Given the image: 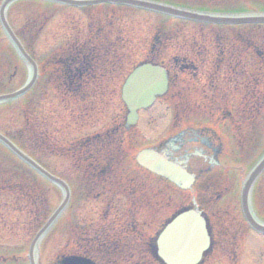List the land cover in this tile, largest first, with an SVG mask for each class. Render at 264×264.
<instances>
[{"label":"rangeland","instance_id":"374dc122","mask_svg":"<svg viewBox=\"0 0 264 264\" xmlns=\"http://www.w3.org/2000/svg\"><path fill=\"white\" fill-rule=\"evenodd\" d=\"M186 3L187 5H200L201 2L205 0H175ZM165 2V1H164ZM216 5H215V4ZM209 5L219 9L218 12H230L231 9H234L236 12L240 11H253V8H257L255 3L251 0H218V2L212 1ZM35 5H30L26 3L22 4H13L12 8L8 12L9 23L12 25L13 29L16 30L19 34H27V30L30 29L28 21L32 16V10L37 9ZM255 8V9H256ZM90 13L94 10L88 9ZM51 13L54 14L53 18L49 21V24L46 28L43 29L41 34L34 39V44L32 45V53L34 57L44 56L50 49L55 45L64 43L65 36L69 30L75 27L77 21H74L78 18L80 20L86 21V12L80 11L75 7H57L52 10ZM119 15L122 17L124 29L129 33V38L131 39V51L129 55V63L134 65V63L144 61L146 45L149 42V38L155 29V26L160 22V18L156 13L153 12H144L143 10L136 9H127L121 8ZM68 17L69 24L66 25L64 22ZM102 19H105L103 17ZM82 26V25H81ZM201 27L185 23L182 24L181 29L178 32V36H190V33L196 32ZM264 30V29H263ZM217 31V30H216ZM255 40L258 43L263 42L259 36H255ZM136 40V41H135ZM134 42V43H133ZM10 44L0 30V71L4 74L0 76V84H4L7 79V82L11 85L12 88H17L21 85L22 82L27 77V67L23 63H18L15 54L11 51ZM213 57L212 56V60ZM211 60V62H212ZM210 62V60H208ZM250 64H253L249 61ZM128 64L125 66L129 67ZM198 66L196 71H193V74H196V77L202 82L204 80L205 74L209 67L202 64H196ZM0 72V73H1ZM177 75L178 80L187 79V75H181V73H174ZM198 74V75H197ZM123 76H118L114 81L113 87L109 82L104 86L103 96L101 98L105 101L104 103V112L97 115L96 118L92 120L83 119L79 117L76 120V123L72 125H62L63 121L59 119L52 120L51 118L42 117L40 122L43 124L47 121H50L51 125L53 124L56 127L55 130L59 132L62 138L74 139L82 135L87 134L88 132H95L100 130H105L107 127L113 126L121 119V116L125 113L126 108H124L123 103L119 98V84ZM197 79V80H198ZM119 81V82H118ZM186 88V96L180 98L177 104L174 106L175 102L169 103L167 97L157 98L153 105L146 110H142L138 113V121L133 126L130 131V136L132 137V143L134 147H142L148 145L158 146L162 140L167 137L168 130L173 127V124H182L186 118L182 115L188 117V119L196 120L198 123L206 121L207 115L214 119V113H207V109H201L196 107L192 109L189 113L185 112L186 102L190 99L193 102L197 101L199 91L192 94V89L199 90L198 86L194 84L193 87L189 88L188 84L183 85ZM112 87V88H111ZM108 89V90H107ZM190 89V91H189ZM42 90V91H41ZM48 86L38 87L36 89V98L34 102L37 103V100L41 97L43 92L48 94ZM184 93V92H183ZM184 93V94H185ZM31 100H29L30 102ZM106 103V104H105ZM5 104V103H4ZM28 105H24L20 99H17L16 102L9 105H0V131L5 133L10 129L16 128L20 123L22 112L21 110H28ZM199 106V104H197ZM185 107V108H184ZM45 109V107H44ZM59 110V107L57 108ZM57 109L55 111H57ZM48 112L51 110V107L47 109ZM190 110V109H189ZM188 110V111H189ZM88 111V110H87ZM85 111V112H87ZM186 114H183V113ZM211 112V111H210ZM261 118H263L261 116ZM179 120V121H177ZM257 123L252 128L249 127V131L255 135L256 142L252 144V158H248V162L245 163L246 167L243 172L234 180V189H230L228 194L221 197L220 203H214V200L211 196L209 203L207 200V193L203 195L178 191L175 188H171L169 192L168 205L165 208H161V211H157L149 215L146 220V226H143V230L140 234L150 236L157 226L160 225L159 222L164 221V219L170 216V213L174 211L181 204L189 202L190 198H196V203L199 209H203L207 216L209 217V222L214 224L216 228L215 236H218L221 231V228H225L224 231L227 233L233 231L229 237H221L216 239L222 243L223 241L228 244V249H231L232 245H235V250L237 253L236 263L234 264H264V236H259L255 232L247 229L245 222L242 220L241 210L239 208V180L247 172L248 167L255 161L254 159L258 154L264 151V121L256 119ZM258 124H261L262 131L258 128ZM52 131V129L50 130ZM80 135V136H79ZM231 137L226 140L222 138L219 140L220 145L227 152V156L233 157L234 152H231L227 147L228 143L230 144ZM226 156V157H227ZM223 158V161L225 158ZM238 158V157H237ZM53 167L60 172V170H69L71 164L68 160L63 158H53L51 159ZM232 161V159H231ZM10 165L7 155L4 153V150L0 148V171L3 176H6L8 173V166ZM236 166V164H234ZM240 165V163H239ZM17 168V166H16ZM11 170V165H10ZM20 171V169H17ZM6 172V173H5ZM238 180V181H237ZM264 172L261 174L260 179L256 187L254 188V197L253 204L254 208L257 210L258 217L261 216L264 219ZM238 186V187H237ZM260 188V190H259ZM46 199L48 200L50 207H54L60 201L61 192L56 187H45ZM219 195V193L217 192ZM216 196V194H215ZM214 196V197H215ZM105 203L103 200H91V201H74L72 206L63 214V217L60 219L52 230L46 235L43 241L40 243L38 248V260L39 264H50L55 251L57 248L63 244L64 237L68 231L69 234L76 229L79 231L78 234L85 236L86 232L82 231L80 225H86L91 227L93 221L97 218H102V214L105 211ZM144 218V214H142ZM27 206L24 202L17 200L13 195L8 193L0 196V255L6 256L15 253V249L20 246H23L26 243H29L30 238L32 237V232L29 230L30 225L28 221ZM260 218V217H259ZM93 220V221H92ZM71 225V228H68ZM221 225V227H220ZM68 226V227H67ZM68 228V229H67ZM76 228V229H75ZM87 229V228H86ZM140 234L134 235L135 243L130 248L129 245L125 246L123 250H127L130 253L127 255L130 258L127 262L123 264H130V262L136 261L134 264H161L154 254L146 251L145 245L143 244V239L140 237ZM233 242V243H232ZM227 250V249H226ZM220 251L213 248L212 253L205 254L199 264H229L227 260V251ZM125 251L123 252L125 256ZM104 262V260L102 261ZM2 264V263H0ZM7 264V263H6ZM133 264V263H131Z\"/></svg>","mask_w":264,"mask_h":264},{"label":"water","instance_id":"95a60500","mask_svg":"<svg viewBox=\"0 0 264 264\" xmlns=\"http://www.w3.org/2000/svg\"><path fill=\"white\" fill-rule=\"evenodd\" d=\"M12 0H6L3 4ZM52 1V0H51ZM57 2H66V3H76L73 0H54ZM120 2H124L127 4H132L135 6H144L147 8H155L159 11H165L168 13H172L178 16H185L188 18H194L199 20L206 21H214V22H226V23H244V22H264V15L260 16H240V17H213L206 15H196L193 13H185L183 11L179 12L174 9H166L164 7L156 6L153 4H146L143 1L138 0H118ZM2 25H5V22L1 15ZM8 33L9 29L7 25H5ZM10 37L14 41V37L10 34ZM26 89V88H24ZM22 90H19L13 94L17 96ZM165 90V76L161 69L157 67H149L144 65L134 72L132 77L127 81L124 86L123 98L127 103V107H129V113L127 114V120L125 125L134 122L135 110L139 106L145 105L146 103L153 100L155 93H161ZM12 95V96H13ZM0 98H2L0 96ZM0 139L7 143L1 136ZM15 153L19 155V157L23 158L26 162L31 164L35 169L42 172L44 176H46L49 180L57 181L54 177L48 175L45 171L39 170L38 167L31 161H29L21 152H18L14 149L11 144H7ZM136 161L138 164L146 167L148 170H152L156 174H160L165 176L168 179L173 180L177 184H182L184 186H189L192 177L189 174H186L180 167L177 165L167 161L163 156L155 153L152 149L142 150L136 155ZM264 166V156L260 159L257 165L252 169V172L248 175V179L246 184L243 187L242 198L243 200V208L245 210V193L248 188L250 182L258 175L260 169ZM61 208V207H60ZM58 211H56L53 216L49 218V221L40 229V231L34 237L35 240L44 233L46 227L53 221L54 216ZM248 219V218H247ZM249 222L253 221L248 219ZM255 226V225H254ZM32 243V245L34 244ZM158 244V254H160L161 258L169 264H195L199 259L202 250L207 246V235L204 228V222L202 218H200L199 213L194 210L181 212L180 215L175 217L169 225L162 231L161 235L157 240ZM31 245V246H32ZM31 250V248H30ZM29 250V251H30ZM31 253V251H30ZM31 261V258L29 257ZM31 264L32 261H31ZM77 264H91L90 262H83L77 260Z\"/></svg>","mask_w":264,"mask_h":264},{"label":"flooded vegetation","instance_id":"af4514ba","mask_svg":"<svg viewBox=\"0 0 264 264\" xmlns=\"http://www.w3.org/2000/svg\"><path fill=\"white\" fill-rule=\"evenodd\" d=\"M188 132H185L184 135L182 136V138H177L176 140H174L176 142V146H172L171 148H169V154L172 156V158H174L175 160L178 159H182L183 157L186 156L185 154V150L180 149L183 144V142L185 141V137L186 134ZM208 135H206V133L201 130V131H197L196 133L191 135V139L194 142L199 141L202 144H205L206 146H211L212 143L211 141L208 139ZM215 162V161H214Z\"/></svg>","mask_w":264,"mask_h":264},{"label":"bare ground","instance_id":"6f19581e","mask_svg":"<svg viewBox=\"0 0 264 264\" xmlns=\"http://www.w3.org/2000/svg\"><path fill=\"white\" fill-rule=\"evenodd\" d=\"M249 196H250V194H249ZM254 216V218L256 219V217H255V215H253ZM258 220V219H257ZM34 252H33V254H34V258H36V256H37V252H38V250H37V247H35V249L33 250Z\"/></svg>","mask_w":264,"mask_h":264},{"label":"trees","instance_id":"16d2710c","mask_svg":"<svg viewBox=\"0 0 264 264\" xmlns=\"http://www.w3.org/2000/svg\"><path fill=\"white\" fill-rule=\"evenodd\" d=\"M235 36H237L236 34H235ZM59 63V62H58ZM45 216H43V218H44ZM43 220V219H42ZM57 264H59V262L57 263Z\"/></svg>","mask_w":264,"mask_h":264}]
</instances>
